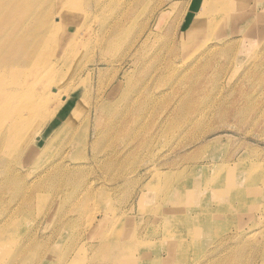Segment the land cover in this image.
I'll list each match as a JSON object with an SVG mask.
<instances>
[{
  "label": "rangeland",
  "instance_id": "1",
  "mask_svg": "<svg viewBox=\"0 0 264 264\" xmlns=\"http://www.w3.org/2000/svg\"><path fill=\"white\" fill-rule=\"evenodd\" d=\"M78 2L100 22L131 17L88 100L110 92L106 101L119 100V112L137 105L136 116L119 118L88 151L75 147L71 181L64 167L63 176L47 172L62 137L43 162L35 148L0 159V224L20 221L10 247L37 254L14 264H264V0H198L196 14L192 0ZM102 4L111 8L98 14ZM203 6L221 31L189 29ZM46 8L44 20L63 18Z\"/></svg>",
  "mask_w": 264,
  "mask_h": 264
},
{
  "label": "bare ground",
  "instance_id": "2",
  "mask_svg": "<svg viewBox=\"0 0 264 264\" xmlns=\"http://www.w3.org/2000/svg\"><path fill=\"white\" fill-rule=\"evenodd\" d=\"M240 1L242 0H228V3L233 4ZM41 6H46V10L58 9L63 18L57 20L54 18L52 23L49 19L44 20L40 13ZM78 7V0H8L7 2L0 0V159L12 158L19 152H28L29 148H35V150L31 149V154L39 160V163L43 162L44 154L47 152L45 149L55 138L62 137L64 140L62 146L55 147L56 154L53 158L57 157L56 162L48 168L47 172L52 171L54 176L59 174L63 176L64 167L70 172L67 174L69 181H71L74 172L80 168L79 166L71 168V165L67 164L68 156L75 147L88 151L89 148L94 147L100 137H104V134L110 138L111 134L121 126L116 121L119 118L122 120L126 115L136 116L132 110L137 106L126 105L123 112L117 111L115 107L121 102L117 99L106 101L110 97V92L107 95L104 93L107 98L103 97V94L99 95L93 106L88 100L91 94L90 84L93 75L101 71L103 62H106L107 56L111 55L112 50L113 53L119 52L120 48H116L119 46V36L131 17L123 18V15L122 18L100 22L97 15L92 17V14L87 11L82 14ZM110 8V5L102 4L98 8V14L102 12L104 14ZM75 9L80 11L79 15ZM208 9L207 6H203L199 10L200 13L195 16L189 29L204 34L221 31L222 26L211 27L214 16L206 18L201 13ZM164 11L161 12V15ZM244 19L248 21L247 17H242L235 22L238 24L244 22ZM73 28H75L73 36H66ZM88 32L92 33L86 37ZM97 33H101L102 37L105 33L107 34L102 40V37H95ZM151 34L150 31L144 42L149 40ZM140 36L142 37V35ZM210 36L213 35L210 34ZM139 39L138 41H140ZM96 54H99L100 58L95 56ZM124 78L128 81L127 72H125ZM113 92L114 90L111 91V93ZM77 93L81 94L80 98L74 97ZM91 98L90 100H92ZM72 102H74V106L71 105ZM179 109L182 111L184 108ZM60 113L67 114L58 126L50 129ZM191 118L189 117L188 120L191 121ZM114 126L118 128H113ZM45 130L48 131V135ZM80 159L87 163L88 154ZM221 166L220 164L215 165L214 171ZM5 167L9 166L5 164ZM254 170L250 169L252 171L249 173L250 177ZM43 176L41 175L39 179H44ZM36 196L37 194H35ZM42 206L45 207L46 204L44 203ZM199 213L209 215L211 211L206 212L202 209L199 210ZM19 223L20 221L16 219L13 221L10 219L0 224V264H9L14 258H20V256L22 259H37L35 257L37 254L16 252L15 247H10L13 246V238L17 234L16 227ZM61 262L69 264L64 260H58L53 264H61Z\"/></svg>",
  "mask_w": 264,
  "mask_h": 264
},
{
  "label": "crops",
  "instance_id": "3",
  "mask_svg": "<svg viewBox=\"0 0 264 264\" xmlns=\"http://www.w3.org/2000/svg\"><path fill=\"white\" fill-rule=\"evenodd\" d=\"M198 1V0H197ZM196 0H192V8L194 9V11H195V14H196V10H197V8H198V5L200 4V2H197ZM190 4H191V2H190ZM195 5V6H194ZM193 16V15H192ZM191 16V17H192Z\"/></svg>",
  "mask_w": 264,
  "mask_h": 264
}]
</instances>
